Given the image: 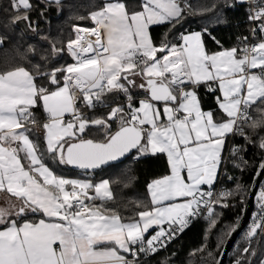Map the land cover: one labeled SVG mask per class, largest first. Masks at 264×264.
I'll return each mask as SVG.
<instances>
[{
	"label": "snow or ice",
	"instance_id": "snow-or-ice-1",
	"mask_svg": "<svg viewBox=\"0 0 264 264\" xmlns=\"http://www.w3.org/2000/svg\"><path fill=\"white\" fill-rule=\"evenodd\" d=\"M9 3L17 13H24L13 16L11 23L27 21L31 26L30 0ZM139 6L141 11L129 12L125 3L115 0L89 14L95 27L76 28L77 39L67 45L75 63L49 74L55 91L38 86L24 67L0 72V191L20 202L18 208L11 206L15 211L0 208V264H136L121 253L136 257L155 252L164 238L184 230L202 204L211 214L210 205L232 195L221 192L214 201L211 187L204 191L201 186H213L226 137L236 132L243 135L241 122L251 119L249 127L254 132L264 128V108L257 109L260 119L250 115L254 106L264 104V23L253 29V35L261 33L259 42L245 43L242 49L209 53L201 32L182 34L179 44L157 47L149 28L178 22L183 15L180 0H143ZM249 19L264 21V7ZM86 36L95 40H85ZM58 74H64L63 86ZM132 76L144 78L146 84L139 87L150 97L140 100L139 107L134 106L130 90L137 87ZM201 85L221 93L216 98L224 115L220 121L214 112L202 109L196 91ZM111 93L124 94L127 111L117 105L107 120L89 121L76 108L81 94L87 107H95ZM41 102L49 116L43 125V149L30 139L26 127L35 123L31 109ZM154 102L163 103V113ZM65 113H71L73 120L65 123ZM116 119L119 128L113 133L108 121ZM90 125L108 133L104 142L69 141L77 132L85 134ZM259 147L264 149V138ZM132 149L138 150V156L166 154L171 174L148 185L151 207L129 222L106 207L114 199L108 180L93 184L63 178L45 162L46 153L62 165L98 169ZM90 190L95 194L90 196ZM177 198L183 202H175ZM96 200L101 203H88ZM260 207L264 215V192ZM36 214L47 219H27ZM165 223L168 229L160 227L145 243V233ZM262 226L264 222H254L248 237Z\"/></svg>",
	"mask_w": 264,
	"mask_h": 264
},
{
	"label": "trees",
	"instance_id": "trees-1",
	"mask_svg": "<svg viewBox=\"0 0 264 264\" xmlns=\"http://www.w3.org/2000/svg\"><path fill=\"white\" fill-rule=\"evenodd\" d=\"M120 1L126 4L129 12L142 10L139 5L143 0ZM105 3L106 0H60L59 4L46 0H31L32 23L29 26L27 21L13 25L12 17L23 15V10L17 13L11 8L9 0H0V38L3 40L0 44V72L24 67L33 75L38 86L52 91L56 88V85L50 83L49 74L52 70L73 64L67 44L76 39L75 29L93 27L95 24L89 14L103 7ZM180 3L183 15L178 22H166L150 27V36L157 47L165 43L179 44L180 34L198 31L202 33L208 52L234 47L239 49L241 37L249 31L251 25L249 12L240 0H180ZM260 3L264 7V0ZM260 38L261 33L258 31V41ZM63 75L58 74L60 84L63 82ZM130 90L136 102L142 97H149L145 88ZM196 91L202 106L211 109L216 118L221 117V114H217L218 109L214 100L217 91L209 92L207 85L199 86ZM125 99L123 93L106 94L103 98L104 102L99 106L82 107V110H89L82 116L89 121L98 118L107 120L112 107ZM124 107L127 111V107ZM259 108H264V104H257L252 108V119L261 118L257 111ZM31 111L36 123L31 126L34 127L32 130L34 139L40 142L42 125L47 120V114L42 103L33 107ZM108 123L111 132L119 128L118 119ZM251 123L252 120L240 125L243 135L236 132L232 136L236 149L231 152L228 160L226 171L230 181L226 183L225 188V192L230 191L232 195L221 203H214L213 213L192 223L165 250L151 255L139 253L136 257L127 254L129 260H135L136 264H215L228 234L240 217L252 178L264 159V149L259 147L261 138H264V128L254 132L249 127ZM107 135L108 133L100 126L90 125L84 137L96 142H104ZM248 138H251V142ZM230 139L231 136L227 139V143ZM133 155L136 153L134 152L123 162L109 164L89 172L93 175L94 181L104 179L110 182L114 199L107 201L106 207L118 213L124 222L138 219V212L151 207L148 184L169 173L167 159L163 154L139 156L135 161L132 159ZM46 163L56 175L61 177L84 175L79 170L59 164L50 156ZM260 189H264V182ZM5 193L8 196V193ZM9 196L18 205L20 204L16 198ZM88 203L100 204L101 201ZM225 204L227 207L224 206ZM42 217V214L28 215L27 219L38 221ZM246 230L247 228L238 237L227 264H261L264 257V235L260 243L256 241L257 235L251 241H247ZM245 249L248 251L245 252Z\"/></svg>",
	"mask_w": 264,
	"mask_h": 264
},
{
	"label": "built area",
	"instance_id": "built-area-1",
	"mask_svg": "<svg viewBox=\"0 0 264 264\" xmlns=\"http://www.w3.org/2000/svg\"><path fill=\"white\" fill-rule=\"evenodd\" d=\"M241 2L246 6V9L249 12V17L252 16V15H254L255 12L258 11L260 7H262L261 6V3H260V0H241ZM250 22H251V25H250L249 31L241 37V41H240V44H239V49H242L243 47H245V43H247L248 46H251V45H254V44L258 43V41L256 40V35H257L258 31L256 32L255 35H253V29L254 28L255 29H258L260 27V24L262 23V21L254 22V21L250 20ZM94 27L95 26H93L91 28L79 27V29H92ZM75 34H76V39H77V31L75 32ZM181 35L182 34H180V36ZM245 37L248 38L246 42L243 40V38H245ZM85 40H95V37L94 36H86L85 37ZM239 53L242 54L241 52H239ZM71 58H72L73 62L75 63V59L72 56H71ZM81 95L79 96V99H78L77 103L79 102ZM142 99H147V98H142ZM126 104H127V102H126V100H124L121 103H116L115 104V107L117 105L126 106ZM78 111L80 112L81 115H83L84 113H87L89 110H84V111L78 110ZM250 115H251V113H250ZM69 119L73 120L72 114H70ZM250 120H248V121H250ZM243 123H246V122H241V124H243ZM33 125H36V123L29 122V123L26 124V126H33ZM226 147L227 148H235L236 149V147L233 145L232 138H231V140H229V142L226 145ZM230 154H231V152H223V155H222L221 160L219 162V164H220V166H219V172H218L217 178H216L213 186H205V187L202 188V190L207 191L211 187V191L214 193L213 198H212L214 201L219 197V194L221 192H225L226 183L230 181V179L228 178V173L226 171L227 164H228V160L230 158ZM132 159L134 161L137 160V155H133ZM205 199H207V197ZM257 204H259V205L258 206H255L256 208L254 209V211H253V213L251 215V218H250L248 224L245 227V228H247L246 234H245V239L247 241H251L252 238L257 235L258 236V239L256 241H257V243H260L261 238L264 235V226L258 228L257 231H256V234L254 236L248 237V235H247V233L250 231L251 227L253 226V223L254 222H257V223L264 222V215H261L260 200L257 202ZM210 206L212 207L213 204L210 205ZM208 214H209L208 208L207 207H204L203 204H202L201 207H200V209L198 210L197 215H195V216H193V217L190 218V222L184 228V230L186 228H188L195 221H197V220H199V219H201L203 217L208 216ZM168 227L169 226L167 225V226L164 227V229L167 230ZM183 231L178 232V234H176L175 236H173L171 239L164 238L162 244H157L156 245L157 250L155 252H147L148 255L154 254V253H156L158 251H161V250H165L167 248V246L171 242H173L174 240H176ZM146 241L147 240L145 239V243H146ZM138 247L139 246H137V248Z\"/></svg>",
	"mask_w": 264,
	"mask_h": 264
},
{
	"label": "crops",
	"instance_id": "crops-1",
	"mask_svg": "<svg viewBox=\"0 0 264 264\" xmlns=\"http://www.w3.org/2000/svg\"><path fill=\"white\" fill-rule=\"evenodd\" d=\"M46 1H51V2H56V0H46ZM30 2H31V0H30ZM106 2H115V0H106ZM121 2V1H120ZM95 26V25H94ZM153 25H151L150 27H152ZM149 30H150V28H149ZM193 32H198V31H193ZM190 33H192V32H187V33H183V34H190ZM149 34H150V31H149ZM222 50H224V49H221V50H219V51H222ZM215 52H218V51H214V52H209V53H215ZM238 55V57L240 56V54L238 53L237 54ZM74 63V62H73ZM131 79H133L134 81H135V83H136V85H137V87H135V89H142V88H140L139 87V85L140 84H142V83H145L146 84V81L144 80V78L142 77V76H132V77H130ZM123 82V81H122ZM126 83V82H125ZM60 86H63V82H62V84H60ZM192 86L191 85H188V88H191ZM213 87H216V85H213ZM56 90V88L55 89H53L52 91H55ZM197 90V89H196ZM217 91V94L215 95V97H214V100H215V103H216V105H217V109H218V113L217 114H221V117H218V118H216V120L217 121H220L221 119H223L224 118V115H223V113H222V111L219 109V107H218V103H217V100H216V98L217 97H220L221 96V93L218 91V90H216ZM142 98H147V99H149L150 97H142ZM142 98H140V99H138L137 100V102L136 101H134L135 103H134V106L135 107H139V101L140 100H142ZM222 98V97H221ZM126 100V99H125ZM42 103V102H41ZM155 104H156V106L160 109V111H161V113H163V108H164V105H163V103L162 102H154ZM201 105H202V103H201ZM42 106H43V104H42ZM96 106H99V104H97ZM82 107H87L86 106V104H85V102L83 101V95H81V97H80V100H79V103H77L76 104V108L78 109V110H81V111H84V110H82L81 108ZM113 107H115V105L113 106ZM112 107V108H113ZM44 109V108H43ZM202 109L204 110V111H212L211 109H206L204 106H202ZM86 110V109H85ZM44 112L46 113V111L44 110ZM213 112V111H212ZM47 114V113H46ZM70 114L71 113H65L64 114V117H63V119H64V122L65 123H67L68 121H71V119H69V116H70ZM49 122V116H48V114H47V120L46 121H44L43 122V125L45 124V123H48ZM78 123V122H77ZM43 125H42V141H40L39 142V140H35L34 139V134H33V128L34 127H31V126H26L28 129H29V136H30V139H32L34 142H36V143H38L40 146H41V148L43 149L44 148V136H45V129H44V127H43ZM146 127H148V126H146ZM231 134H228V136L226 137V142H227V139L229 138V136H230ZM83 137V139H87V138H85L84 137V134H81V133H79V132H77L76 133V136H74V137H69L68 139H69V141L70 142H75L76 140L78 141L80 138H82ZM38 139V138H37ZM226 142H225V144H224V146H223V148H222V151H221V157H222V155H223V151H224V147L226 146ZM157 154H163V153H157ZM21 155H23V153H21ZM165 157H166V159H167V155L166 154H163ZM139 156L137 155V158H138ZM47 158H48V155L45 153V162L47 161ZM167 163H168V160H167ZM25 164H27V161H25ZM67 166V165H66ZM219 166H220V164L218 165V168H217V175H218V172H219ZM69 167V166H68ZM168 167H169V173L167 174V175H170L171 174V170H170V166H169V164H168ZM81 174H83V173H81ZM93 175L91 174V173H84V175L83 176H80V177H85V178H87V179H89V178H91L92 180H93V177H92ZM66 177V176H65ZM65 177H63V178H65ZM79 177V176H78ZM163 177V176H162ZM162 177H159V178H162ZM159 178H157V179H159ZM216 178H217V176H216ZM102 179H98L97 181L95 180H93L94 182H93V184H95V183H99L100 181H101ZM155 180V179H154ZM216 180V179H215ZM152 182V181H151ZM150 182V183H151ZM215 182V181H214ZM149 183V184H150ZM148 184V185H149ZM205 186H209V185H202L201 186V188H203V187H205ZM6 191H0V208H8V209H10V210H12V211H15V209H12V205H16V207L18 208L19 207V205H18V203L16 202V201H14L13 199H10L9 197V193H8V196H7V194L5 193ZM92 193V194H91ZM89 192V195L91 196V195H94L95 193H94V190H92V192ZM148 195H149V190H148ZM15 198V197H14ZM149 199H150V202H151V198H150V195H149ZM175 202H177V203H179V202H183L182 201V199L181 198H177V200L175 201ZM43 219H47L46 217H42ZM42 218H40V219H42ZM39 219V220H40ZM139 219V218H138ZM38 220V221H39ZM38 221H36V222H38ZM21 223H23V221H21ZM166 224L167 223H165V224H163V225H161V226H153L152 228H150L149 229V231L148 232H150V234L149 235H147V234H145V236H146V239L148 240V239H150L153 235H155L156 234V232L157 231H154L156 228L157 229H160V227H165L166 226ZM55 247H59V245L58 244H56L55 245ZM122 255H124L126 258H127V254H129V253H121ZM262 261H264V257H263V259H262Z\"/></svg>",
	"mask_w": 264,
	"mask_h": 264
},
{
	"label": "water",
	"instance_id": "water-1",
	"mask_svg": "<svg viewBox=\"0 0 264 264\" xmlns=\"http://www.w3.org/2000/svg\"><path fill=\"white\" fill-rule=\"evenodd\" d=\"M75 142H78V141L76 140ZM135 151H137V149H132L128 153H126L125 156L119 158L116 161L109 162L108 164L103 165L98 169L104 168L109 164L123 162L130 155H132ZM67 166H69L73 169H77L82 173L97 170V169H88V170L80 169V168L73 166V165H67ZM263 182H264V159L261 162V164L259 165L258 169L256 170V172L252 178V181H251V184L249 187V191L247 194L246 202L243 206L240 217H239L237 223L235 224V226L233 227V229L228 234V236H227V238H226V240H225V242H224V244H223V246L219 252V255L217 257L215 264H227L231 250L233 249L238 237L240 236V234L243 232L246 225L248 224V222L251 218V215L255 209V206L257 204L256 203L257 195H258V192H259Z\"/></svg>",
	"mask_w": 264,
	"mask_h": 264
},
{
	"label": "rangeland",
	"instance_id": "rangeland-1",
	"mask_svg": "<svg viewBox=\"0 0 264 264\" xmlns=\"http://www.w3.org/2000/svg\"><path fill=\"white\" fill-rule=\"evenodd\" d=\"M135 153H136V155H138V150L137 151H135ZM62 165V164H61ZM65 178H67V179H78V180H87V181H90V182H94L91 178H89V179H87V178H85V177H78V176H70V177H65ZM102 180H104V179H102ZM101 180V181H102ZM92 191V190H91ZM262 192H264V189H260L259 190V192H258V195H257V200H256V203L260 200V196H261V193ZM259 204H257V206H258ZM168 224H166V226H167ZM157 227V226H156ZM164 228V227H163ZM160 229H155L154 231H159ZM145 234H147V235H149L150 234V232H147V233H145Z\"/></svg>",
	"mask_w": 264,
	"mask_h": 264
},
{
	"label": "bare ground",
	"instance_id": "bare-ground-1",
	"mask_svg": "<svg viewBox=\"0 0 264 264\" xmlns=\"http://www.w3.org/2000/svg\"><path fill=\"white\" fill-rule=\"evenodd\" d=\"M241 1V0H240ZM260 1H262V0H260ZM242 3V2H241ZM263 7V6H262ZM264 23V22H263ZM256 40L258 41V39H257V35H256ZM259 42V41H258ZM178 94V93H177ZM251 113V112H250ZM251 116H252V114H251ZM251 121V120H250ZM247 123V122H246ZM244 124V123H243ZM240 125H242V124H240ZM234 134H231L230 136H231V138H232V136H233ZM231 140V139H230ZM233 141V140H232ZM229 142V141H228ZM228 143L226 142V145H227ZM234 145V144H233ZM235 146V145H234ZM235 151V148H227L226 146L224 147V151L223 152H234ZM77 170V169H76ZM80 172V171H79ZM91 172V171H90ZM82 173V172H81ZM85 173V172H84ZM86 173H89V172H86Z\"/></svg>",
	"mask_w": 264,
	"mask_h": 264
}]
</instances>
